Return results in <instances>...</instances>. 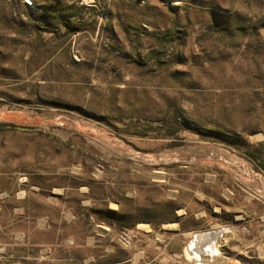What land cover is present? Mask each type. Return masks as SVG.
Returning <instances> with one entry per match:
<instances>
[{"label":"rangeland","instance_id":"1","mask_svg":"<svg viewBox=\"0 0 264 264\" xmlns=\"http://www.w3.org/2000/svg\"><path fill=\"white\" fill-rule=\"evenodd\" d=\"M0 264H264V0H0Z\"/></svg>","mask_w":264,"mask_h":264},{"label":"bare ground","instance_id":"2","mask_svg":"<svg viewBox=\"0 0 264 264\" xmlns=\"http://www.w3.org/2000/svg\"><path fill=\"white\" fill-rule=\"evenodd\" d=\"M193 244V243H192ZM196 250V249H195Z\"/></svg>","mask_w":264,"mask_h":264}]
</instances>
